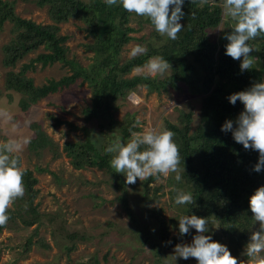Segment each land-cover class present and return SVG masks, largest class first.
<instances>
[{
	"label": "trees",
	"instance_id": "1",
	"mask_svg": "<svg viewBox=\"0 0 264 264\" xmlns=\"http://www.w3.org/2000/svg\"><path fill=\"white\" fill-rule=\"evenodd\" d=\"M34 2L38 7H47L52 23L42 24L23 18L15 11V1L0 0V31L9 22L13 33L10 41L3 46V65L12 68L6 74L5 86L22 94L21 108L27 110L39 100L82 79L92 92L91 104L83 110L84 121L105 120L112 128L118 125L119 133L129 141L133 138L132 133L138 132L140 128L134 126L133 117L120 122L114 118V111L119 108L118 102L127 100L138 86H145L150 93L165 90L168 85L179 87L180 83H185L194 94L203 95L201 117L192 132L191 112L182 116L180 125L168 123V130L173 133V141L178 148L179 167L182 170L179 182L174 177L173 181H169L174 187L171 190L172 199L174 201L176 189L190 193L192 202L183 204L181 215L194 213L205 217L208 234L214 240L226 244L233 255L249 259L242 252L256 224L249 210V197L257 187L264 185V169L260 172L253 170L258 152L251 148L245 149L233 139L230 131H221V125L226 119L235 120L243 109L239 100L235 105L229 103L228 95L249 87L256 80L264 79V34L255 38L260 51L258 63L252 64L250 70L241 72L240 60L225 55L227 40L224 37L231 28L224 30L217 40H212L208 35L209 29H215L223 20L222 0H184L182 10L185 15L182 18L187 21L182 24L174 40L159 35L146 17L128 13L119 4L108 6L104 0ZM71 19L82 21L84 30L93 37L92 43L84 44L86 50L94 52L93 61L87 67L68 59V47L65 44L68 36L60 34V25ZM133 19H136L137 28L129 25ZM147 24L153 27L148 36L140 38L145 46L144 51L123 61L124 47L134 39L131 34ZM40 49H44V52L23 63L19 71L14 70L18 63ZM155 56L169 61L168 76L159 78L142 74L128 77L133 70L145 67L149 58ZM58 62L70 64L73 73L42 86H36L32 78L26 75L37 63L46 66ZM57 123L63 122L57 120ZM31 127L35 136L30 140V148L40 151L51 147L58 155L52 139L41 125L33 122ZM105 127L106 124L101 122L99 130L105 142L100 146L91 137L87 126L81 127L85 134L84 140L65 144L63 150L71 159V164L77 169L98 167L110 173L117 200L133 221L129 186L140 184L142 206L159 224L160 242L152 244L148 234H145L144 239L145 243L155 246L157 257L173 249L175 244L185 238L193 237L196 234L193 229L184 236L179 235L175 217L181 215L166 220L161 209L153 206L160 200L159 192L163 189L162 186L151 185L159 174L143 180L137 178L135 183L126 184L125 176L110 166L111 154L104 152L110 142ZM12 155L20 161L19 156ZM22 170L23 196L12 200L11 206L5 209L3 215L6 219L0 223V234L5 230L29 229L34 225L37 233L42 225L43 214L34 205L39 193L36 188L38 180L32 170ZM172 230H176V234L171 236ZM66 236L71 244L64 247L70 252L76 248L77 239H87L85 234L78 232L67 233ZM19 247H22L19 250L21 254L25 255L32 247V238L26 239ZM159 264L165 263L161 261Z\"/></svg>",
	"mask_w": 264,
	"mask_h": 264
},
{
	"label": "rangeland",
	"instance_id": "2",
	"mask_svg": "<svg viewBox=\"0 0 264 264\" xmlns=\"http://www.w3.org/2000/svg\"><path fill=\"white\" fill-rule=\"evenodd\" d=\"M9 1H15V11L19 16L42 24L52 23L47 7H38L34 0ZM186 21L182 18L181 24ZM233 24L234 21L224 14L219 26L209 29L208 35L212 40H217L222 32ZM129 25L138 27L136 19ZM60 26V34L68 36L65 43L68 47V59L87 67L93 61L94 52L86 50L84 44L92 43L93 37L84 30V23L71 19ZM152 27L147 24L131 34L134 39L124 47L123 61L133 57L131 52L136 46L145 49L140 38L148 36ZM11 29L12 24L7 22L0 31V149L10 140L18 143L19 150L13 154L20 157L22 169L32 170L38 180L36 188L39 193L34 199V205L43 214V220L37 233L34 225L29 229L5 230L0 234V264H159L161 261L165 264H197L193 257L175 260L173 249L164 251L157 257L155 246L152 244L160 242L159 224L142 206V188L139 183L135 187L129 186V200L135 220L133 221L117 200L110 173L98 167L77 169L71 164V159L63 148L66 143L85 139L81 127L87 126L90 129L91 137L96 140L98 146L105 142V137L99 130L101 122L106 124L104 131L108 134L110 142L117 136L127 142L119 133L118 125L112 128L105 120L90 123L84 121L83 110L90 106L92 100L91 88L87 83L78 79L39 100L29 109L21 108L22 94L5 86L6 74L12 68L3 65V46L13 36ZM249 44L254 48L250 53L252 64H257L260 51L255 38L250 40ZM40 52H44V49L28 55L14 70L19 71L23 63L29 62ZM146 71V67L135 69L128 77L142 75ZM72 73L70 64L58 62L46 66L37 63L26 75L32 78L36 86H42ZM169 74L170 70L167 69L163 74L150 76L165 78ZM129 95H133V100L138 101V104L129 99ZM129 95L127 100L118 102L119 108L114 111V118L120 122L124 118L133 117L134 126L140 128L136 132L138 135L145 129H168V123L180 125L182 116L189 112L192 114L190 132L194 131L200 122L203 95L194 94L185 83H180L179 87L168 85L165 90L150 93L145 86H138ZM57 120L63 123L58 124ZM33 122L39 123L52 139L56 148L53 149L58 155L51 147L40 151L30 148V140L35 136L31 127ZM174 175L159 174L151 183L152 186L163 187L159 192L160 200L153 206L161 209V214L166 220L181 215L183 209V205H176L172 199L171 190L174 187L169 181L171 182ZM8 206H11V202ZM258 226L259 222H256L252 231ZM73 232L85 234L87 239H77L76 248L70 252L64 246L71 244L66 234ZM216 232H219L218 229ZM145 234L152 239V244L145 243ZM175 234L176 230H172L171 236ZM29 237L32 238V247L22 255L19 251L22 247L19 245ZM192 238H185L179 243L191 242ZM237 258L238 264H255L251 258Z\"/></svg>",
	"mask_w": 264,
	"mask_h": 264
},
{
	"label": "clouds",
	"instance_id": "3",
	"mask_svg": "<svg viewBox=\"0 0 264 264\" xmlns=\"http://www.w3.org/2000/svg\"><path fill=\"white\" fill-rule=\"evenodd\" d=\"M108 6L119 4L128 13L146 17L161 36L174 40L182 29L181 19L185 15L182 10L184 0H104ZM222 11L234 24L231 31L225 34V55L240 60L241 72L250 70L253 63L250 53L254 48L249 44L258 35L264 34V0H222ZM144 48L136 46L131 55L142 53ZM146 76L163 74L169 67V61L161 56L149 58L145 65ZM229 103L235 105L237 100L243 104L235 120L226 119L221 131L231 132L233 139L258 152V160L253 170L264 169V79L256 80L240 91L227 97ZM132 139L125 142L116 137L105 148L111 154L110 166L117 173L125 176V183L162 174L174 173V179L181 180L179 167L180 156L173 141V133L167 128L145 129L142 134L132 133ZM143 150H141V147ZM19 150L16 141H8L0 149V223L9 203L23 196V170L20 161L12 155ZM185 170V169H184ZM190 193L176 189L174 203L183 205L191 203ZM249 210L255 222H259L256 230L249 235L243 247V253L255 261L264 264V185L257 187L249 197ZM178 220V233L181 236L195 229L191 242L174 245L173 258L187 260L195 258L197 264H238L237 256L233 255L228 246L214 240L209 232L208 221L194 213L175 217ZM218 228V227H217Z\"/></svg>",
	"mask_w": 264,
	"mask_h": 264
},
{
	"label": "built area",
	"instance_id": "4",
	"mask_svg": "<svg viewBox=\"0 0 264 264\" xmlns=\"http://www.w3.org/2000/svg\"><path fill=\"white\" fill-rule=\"evenodd\" d=\"M129 99H131L132 101H134V103L138 104V101L133 100V95H129Z\"/></svg>",
	"mask_w": 264,
	"mask_h": 264
}]
</instances>
